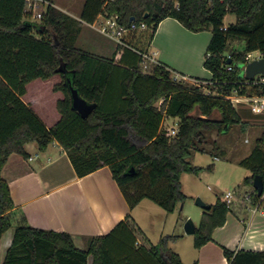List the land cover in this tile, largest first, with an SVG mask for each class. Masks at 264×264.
<instances>
[{
    "label": "trees",
    "instance_id": "obj_1",
    "mask_svg": "<svg viewBox=\"0 0 264 264\" xmlns=\"http://www.w3.org/2000/svg\"><path fill=\"white\" fill-rule=\"evenodd\" d=\"M44 1L37 22L31 20L27 0H0V240L14 229L1 264H184L167 246L168 239L176 240L177 235L154 245L139 244L137 235L142 232L130 214L108 233L90 237L84 248L77 247L67 232L31 226L23 213L14 210L2 170L11 155L29 157L27 143L35 142L44 151L57 141L79 177L107 165L130 210L149 199L173 212L186 199L181 174L201 170L190 157L194 151H204L201 145L209 141L207 133L242 122L226 95L234 90L264 93V85L247 83L239 68L248 62L250 52L258 51L264 58V0H84L78 18L52 0ZM227 14H233L235 21L225 25ZM99 16H117L126 27L144 23L150 30L149 42L166 17L192 32L210 31L203 67L211 78L204 85L176 80L173 71L159 63L143 72L142 58L134 50H145L140 45L142 31L131 34L130 48L117 46L110 57L78 47L83 24H92ZM234 39L242 40L243 47L226 56ZM227 66L234 69L228 71ZM55 75L61 79L52 89L63 95L56 101L60 118L47 127L22 96L31 81ZM70 87L95 104L85 118L72 108ZM165 117L179 120L173 136L161 129ZM258 117L263 119V130L250 153L238 160L250 172L243 184L250 188L251 203L260 198L253 186L255 176L261 178L264 194V114ZM241 128L244 131L243 123ZM211 142L216 154L224 156V150ZM231 211L241 214L216 198L196 227L194 248L211 241L213 229L223 225ZM222 250L227 264H264V251Z\"/></svg>",
    "mask_w": 264,
    "mask_h": 264
},
{
    "label": "crops",
    "instance_id": "obj_2",
    "mask_svg": "<svg viewBox=\"0 0 264 264\" xmlns=\"http://www.w3.org/2000/svg\"><path fill=\"white\" fill-rule=\"evenodd\" d=\"M53 4L78 18L66 7ZM210 37V31L192 32L176 19L166 17L159 22L148 44V52L154 63L169 67L174 77L206 81L211 78V73L203 67V60ZM91 47L93 53L110 57L105 55L102 46L91 43ZM120 54L121 51H117L115 59ZM40 81L36 79L27 84L22 100L47 127H51L59 120V113L54 111L49 115L45 112L42 102L45 94L39 89L40 84L29 91L33 83ZM58 93L56 91L53 99L55 104L63 96ZM25 149L29 157L24 159L20 155H11L2 176L8 181L14 210L23 213L31 226L67 232L77 247L84 248L77 244V239L88 243L90 237L108 233L138 206L129 209L107 165L79 177L57 141L51 142L44 151H39L35 142L27 143ZM247 211L246 216L228 212L224 224L213 229L211 241L190 253L191 264H227L222 247L232 251H264V205L257 211L251 205ZM13 230L9 228L0 240V264L10 245ZM6 234L7 240L1 248ZM176 235L181 238L185 232ZM138 243L141 244L139 239Z\"/></svg>",
    "mask_w": 264,
    "mask_h": 264
},
{
    "label": "rangeland",
    "instance_id": "obj_3",
    "mask_svg": "<svg viewBox=\"0 0 264 264\" xmlns=\"http://www.w3.org/2000/svg\"><path fill=\"white\" fill-rule=\"evenodd\" d=\"M56 5L60 7H66L68 12L75 16H78L84 0H52ZM40 9L43 7L40 6ZM28 9V7H27ZM31 12V10H28ZM31 20L39 22L38 19ZM97 25H101L102 16L96 19ZM235 16L233 14H227L224 18L225 25L233 23ZM142 31L140 45L142 51L148 50V35L149 29L138 30ZM136 31V32H138ZM145 33V34H144ZM131 37L128 36L127 41ZM91 43H96L102 46L105 51V55L111 56L116 50V43L110 38L103 36L95 28L88 24H83L82 30L77 38L76 45L80 48L88 51H93ZM244 42L241 40H231L228 44V49L224 52L226 56L231 54L232 50H241ZM100 51V50H98ZM97 51V53H98ZM120 51V50H119ZM102 53V52H101ZM260 56L258 51L248 53V61L254 60ZM153 63L147 62L146 66L140 62L141 70L148 72L149 66ZM239 67L241 65L239 64ZM60 76L55 75L48 81H40L41 83H33L29 91H33L34 87L40 84L42 92H44V106L45 112L49 115L52 112H57L56 104L53 103V99L56 97V91L52 92L53 85L60 82ZM176 80H183L188 83L204 85V81H197L195 79H183L178 78ZM204 91H207L204 89ZM61 93L59 92L58 95ZM239 114L242 116L241 124H244V131L241 128V124H235L230 129L227 128L225 132H218L213 130L207 133L209 139L208 142L201 145L204 151H194L190 157L192 165L201 167L198 174L182 173L180 182L181 190L186 195V199L183 203H179L175 210L171 213H167L160 206L150 201L149 199H143L131 213V220L141 230V235H137L139 242L144 245L157 244L162 238L169 235H176L177 233H184L183 225L187 219L197 227L203 212L205 211L201 207L195 204L196 198H200L206 204H213L216 198L223 199L224 193L231 192L232 198L230 207L240 211V213H248L247 207H251L247 195L250 192V188L243 184L244 177L250 174L249 170L238 164V160L247 156L252 147L255 145V140L260 136L262 128V118L252 115L250 112L242 111L243 108L236 107ZM216 118H219L215 115ZM178 118L165 117L161 123V129L177 127ZM214 140L218 147L224 150L225 155L216 154V150L213 149ZM244 215V214H242ZM7 240V234L2 239V247ZM193 235H183L176 240L168 239L167 246L173 251H177L183 258L184 264H191L190 253L194 252ZM77 244L86 247L87 241L77 239ZM84 242V243H83ZM128 244V242H125ZM2 263V262H1Z\"/></svg>",
    "mask_w": 264,
    "mask_h": 264
},
{
    "label": "built area",
    "instance_id": "obj_4",
    "mask_svg": "<svg viewBox=\"0 0 264 264\" xmlns=\"http://www.w3.org/2000/svg\"><path fill=\"white\" fill-rule=\"evenodd\" d=\"M47 3L44 0H27V7L28 10H31V17L33 19H41V10L39 7L42 5H46ZM100 17V16H99ZM98 17V18H99ZM97 21V20H96ZM96 21L91 25L93 28H95L99 33H101L103 36H106L110 38L112 41L116 43V47L124 48L129 47V43L127 41V38L130 34H132L134 31L143 30L146 28L144 23L137 24H131L130 26L126 27L118 23L117 16L106 18L102 16L101 25H97ZM226 26H224L222 29L225 30ZM142 58V63L144 66H146L147 62L154 63L152 56L149 54L148 50L146 51H138L134 49ZM260 57V56H259ZM258 58V57H257ZM249 62V61H248ZM245 64H241V73H245ZM234 68L231 66H227L228 71H232ZM175 79H178L177 76L174 77ZM180 78L186 79V77L181 76ZM247 83H252L254 85H264V74H257L255 75L253 80H247ZM227 100H229L230 104L232 106L241 107L243 109H246L250 111L252 114L256 115H262L264 114V93L258 94V95H248V94H240L236 90L232 91L229 95H226L225 97ZM166 135L173 136L177 132V127L167 128ZM232 194L231 192L224 193V197L222 200L225 201V203L230 207ZM247 200H249V203L253 206V210L257 211L264 205V194L260 196V198L254 202L251 203V197L250 195H247Z\"/></svg>",
    "mask_w": 264,
    "mask_h": 264
},
{
    "label": "water",
    "instance_id": "obj_5",
    "mask_svg": "<svg viewBox=\"0 0 264 264\" xmlns=\"http://www.w3.org/2000/svg\"><path fill=\"white\" fill-rule=\"evenodd\" d=\"M133 19V18H131ZM229 62V60H228ZM264 74V58L258 57L254 60H251L245 65L244 76L247 80H253L255 75ZM70 97L72 108L75 109L81 117L85 118L89 113L95 108L94 103H88L83 98H81L77 90L73 87H70ZM226 129H224L225 131ZM253 186L256 189L258 196L263 194V183L260 177L255 176L253 179ZM195 204L204 209L205 211L211 208V204L204 203L200 198H196ZM184 232L187 235H193L196 231V226L192 220L187 219L183 225Z\"/></svg>",
    "mask_w": 264,
    "mask_h": 264
}]
</instances>
